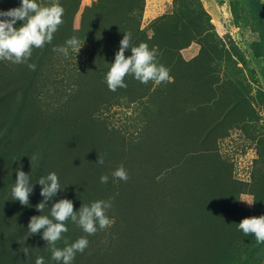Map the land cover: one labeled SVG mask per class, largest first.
<instances>
[{"label": "rangeland", "instance_id": "1", "mask_svg": "<svg viewBox=\"0 0 264 264\" xmlns=\"http://www.w3.org/2000/svg\"><path fill=\"white\" fill-rule=\"evenodd\" d=\"M98 1L36 0L41 6L58 3L64 10L63 23L53 37L59 38L58 45L33 49L32 56L37 51L42 62L27 86L29 95L21 98L24 78L30 73L27 66L7 83L6 92L20 87L14 98L22 103H17L11 120H17L24 131L20 153L11 161L3 159L13 177L10 187L18 169L28 174L36 207L43 200L37 182L57 172L61 191L43 211H51L60 199L71 200L76 212L98 200L111 201L110 228L87 235L71 219L65 225L67 232L74 228L94 238L95 250L102 252L108 245L105 263L127 254L126 264H194L196 260L201 264L211 255L217 264H264V243L257 244L254 236H245L238 228L242 219L264 215V0H101L102 8L94 6ZM19 2L0 0V11L17 8ZM85 11L92 18L84 17ZM119 14L139 26L131 43L140 32L155 36L153 44L161 50L157 62L170 70V82L145 85L128 75L126 88L108 89L106 75L123 36L116 31L109 34L111 28L105 30L104 23ZM91 20L98 25L96 42L88 29ZM72 37L82 45L79 51L69 48L67 57L53 51ZM131 54L130 48L125 51L126 57ZM27 116L33 119L31 124ZM11 126L6 135L12 134ZM63 156L69 160L60 169ZM98 156L103 157V165L97 164ZM220 164L229 166L233 174L224 188ZM120 166L128 173L127 182L112 176ZM73 168L75 175L67 177ZM103 175L108 176L106 184L100 182ZM160 187L165 191L158 192ZM201 194L202 199L209 194L212 202L205 212L211 221L207 235H200L198 241L205 239L207 249L191 259L173 261L152 254L150 260L139 261L134 255L143 248L144 232L150 233L152 223L145 213L154 201L168 203L177 197L190 216L191 196L198 207ZM243 200L255 202L249 206ZM188 218L176 221L183 229L176 238L190 245L200 233L185 226ZM162 221L163 216L160 225ZM42 236L43 231L40 241L46 244ZM151 244L158 247L154 235ZM249 246L255 252L248 253Z\"/></svg>", "mask_w": 264, "mask_h": 264}, {"label": "trees", "instance_id": "2", "mask_svg": "<svg viewBox=\"0 0 264 264\" xmlns=\"http://www.w3.org/2000/svg\"><path fill=\"white\" fill-rule=\"evenodd\" d=\"M20 3L21 2H19V4ZM96 5H98L99 8H102L101 6L103 4L101 0H99L98 3H96L94 6ZM69 11H70L69 15H71L72 11L71 10ZM87 14L88 12L85 11L83 13V16L85 17L87 16ZM125 14L128 15L129 12L127 11V13ZM92 16L94 15L92 14ZM112 16H110V18L105 20L104 23L105 30L111 28L109 34H112L113 31H116L122 36H124L125 33L130 32L132 34L131 35V39H132L135 35L134 33L139 30V26L133 24L134 20L130 21L128 17L123 15L116 16L115 18H112ZM131 17H134V15L133 16L131 15ZM87 18L89 19L92 17L87 16ZM88 29L93 30L90 31V33L92 37H94L96 42L97 37L94 31L98 30L97 23H95L94 20H91L89 22ZM135 38H137V41L133 43H135L136 46H138L141 42H148L147 45L149 48L155 49V47H157L156 49L157 52L159 53L161 51L157 44H153L154 40L156 39L155 36L149 38L146 34L140 32L136 35ZM58 40L59 38L53 40L50 44H46L47 48H49L53 44L58 45L59 42ZM133 43H131L132 47H134ZM151 44L153 46H150ZM176 49H178V47L177 48L175 47L172 50H176ZM36 52H34V56H32L29 59L28 63L31 64L35 63V65H37L38 67L42 62V55H38ZM173 59L174 57L170 58L171 64L175 62ZM24 65L27 66V64H14L9 61L0 60V264H35L36 259L38 257H43L45 264H58L57 261L52 259V245H48L47 243L44 244L42 243V241H40V234L42 233L43 230H41L40 233L35 235H27L30 218L39 215L48 216L49 218H51V211L48 210L49 212L46 211L39 212L32 202V197H31L32 195H30L28 206L21 205L19 201L13 200L12 192L9 193L8 191V188L12 189L10 185L13 182V177L11 176V174H8V171L6 170V163L3 161V159H10L11 161V159L15 157V154L20 153L19 148L21 147L24 131L22 126L19 128L17 120L15 121L11 120V113H13V111L17 108L16 105L19 102L15 100L14 96L18 97L19 95L18 90L20 89V87H17L15 90L11 89L10 92L8 91L6 92V87L9 81L13 82L14 77L18 73V69ZM36 69L37 68H35V71L29 69L30 73H28L25 76L24 78L25 82L23 83L25 85L22 86L23 94L21 98H25L29 95L28 87L31 86L32 82L36 78ZM38 72L39 70L37 71V75H39ZM21 103L22 101L20 100L19 104ZM27 117L30 119L28 124H31L33 119H31L30 116ZM7 122L9 123L16 122V125L11 126ZM9 126H11L12 128V134L6 135L5 132L8 130ZM6 154H10L12 155V157L6 158L5 157ZM81 154H83L82 150H81ZM66 159L69 160L67 156H63V159L59 157V161L61 160L58 164L60 169H63L67 164ZM200 165L207 166V163L202 162V164ZM200 165H198V168L200 170L199 174L202 175ZM219 166L221 168V172L219 171V176L222 177L221 178L222 188H224L226 187V185L230 184L229 181L232 180L231 179V177H233L231 171L232 169L229 166L228 167L224 166L223 164H220ZM102 171L105 170L102 169L99 173H101ZM59 172L62 174L63 171H59ZM75 172L76 171H74L73 168L72 171H69L67 173V177L72 178L75 175ZM55 174H57V172H55ZM196 182H197V186L201 187L202 184H198V181ZM162 191H165V189H162V187H160L158 189V192H162ZM208 195L209 194L205 195L204 199H202L201 197L202 194L197 196V201L200 200L199 201L200 205L203 204L202 206L198 204L199 205L198 207H195L194 197L191 196L193 201H192V213H190V216H189V212H187L188 210L183 208L179 204L177 197L170 198V202L168 203H157V200L154 201L153 207L150 206L152 209L148 210L145 213L147 221H150L152 223L151 227L148 229L150 233L148 234L144 232L147 242L144 240L141 241L140 244L142 245L143 248L141 251L139 252L137 251V253L134 256H137L139 258V261H144V260H150L151 258L150 255L152 254H159L168 260L169 257H172L173 261L174 260L178 261L184 258L191 259L196 254L201 253L205 249H207L208 243H206L205 239L201 240L200 238V243H198V241L200 235L202 236L207 235L208 224L211 223L210 218L205 214L207 208H209L207 207V205L212 203L209 202L210 195L209 197ZM160 198L161 197H159L158 200H160ZM173 199H176L177 201ZM205 199L207 202H205ZM134 214L136 216L138 213H134ZM148 215H150L149 218L147 217ZM161 216H163V221L160 225L159 221ZM186 216L189 217L188 218L189 221L184 222L185 226L187 228L190 227V230L194 229L196 232L200 233L199 236L194 238V242H192L190 245H187V243L181 242L176 238L177 235L182 233L181 231H183V229H180L177 226L178 224H176V221L177 220L183 221V218L186 220ZM153 225L155 226L154 229L152 228ZM153 235L155 239H157L158 247H154L151 244V242L153 241ZM82 236H83L82 233L76 232L74 228H69L67 234L57 242L59 243V245L56 243L55 247L59 249H63L66 246L74 243L77 239H79ZM87 239L89 241L88 247L85 249L83 253L76 254L72 264H126L127 254L120 255L119 260H117L116 262L114 261L109 263V261H107L105 263V257L107 258V254L109 255L110 248L107 249L108 245L105 246L104 251L101 252L95 250L94 246H92L93 245L92 243L95 241L94 238L88 237ZM137 239L139 240V235ZM178 241L179 244H177ZM24 248L28 249V253H29L28 256L24 254L23 252ZM248 250H249L248 253L255 252V248L253 246H249ZM216 262L217 259H213L211 255L210 257L206 256V260H202L201 264H217ZM191 263L192 262L190 261V263L187 262L185 264H191ZM194 264H199V263L196 260ZM219 264H228V263L221 262Z\"/></svg>", "mask_w": 264, "mask_h": 264}, {"label": "clouds", "instance_id": "3", "mask_svg": "<svg viewBox=\"0 0 264 264\" xmlns=\"http://www.w3.org/2000/svg\"><path fill=\"white\" fill-rule=\"evenodd\" d=\"M63 8L58 4L41 6L36 0H21L20 6L7 11H0V60L14 64H27L30 70L35 71L36 65L28 63L33 49H42L53 40L54 33L63 23ZM17 21L22 25L17 27ZM131 33H125L120 41L119 51L115 54L114 63L106 75L107 87L115 92L119 88H126L125 77L132 75L137 81L147 85L153 82L156 85L170 82V70L157 62L158 52L149 49L145 43L139 46H131ZM82 45L76 37L66 41V46L54 47L53 51L59 52L65 57L69 54V48L79 51ZM131 49V55L126 57L125 51ZM104 159L98 156L97 164L103 165ZM112 176L127 182L128 173L123 166L117 168ZM100 182L106 184L108 176L100 177ZM42 186L40 195L43 200L36 205L39 212L53 197L61 191L58 176L53 172L47 177H42L37 182ZM33 192L30 177L23 171L17 170L15 185L12 188L13 200L21 205L28 206L29 198ZM249 206L255 201L243 200ZM112 207L111 201L98 200L90 206L83 205L78 212L74 211V204L69 199H60L52 204L51 218L48 216H33L28 224L27 235H35L43 230L42 238L48 245H52V259L58 264H72L77 253H83L89 245L85 236L80 237L74 243L63 249L56 248V243L61 240L62 234L67 232L66 222L77 224L87 235H95L98 230H105L114 224V220L107 215V210ZM238 228L245 236H254L257 244L264 243V215L259 217H247L241 220ZM23 252L28 256V249ZM35 264H45L43 257H38Z\"/></svg>", "mask_w": 264, "mask_h": 264}]
</instances>
